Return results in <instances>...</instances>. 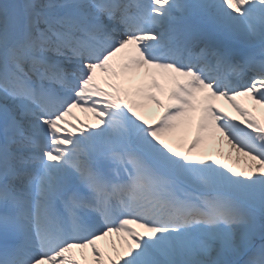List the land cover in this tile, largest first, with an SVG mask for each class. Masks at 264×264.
I'll return each mask as SVG.
<instances>
[{
	"label": "snow or ice",
	"instance_id": "obj_1",
	"mask_svg": "<svg viewBox=\"0 0 264 264\" xmlns=\"http://www.w3.org/2000/svg\"><path fill=\"white\" fill-rule=\"evenodd\" d=\"M238 97L264 109V0H0V264H264ZM217 134L243 168L197 151Z\"/></svg>",
	"mask_w": 264,
	"mask_h": 264
},
{
	"label": "bare ground",
	"instance_id": "obj_2",
	"mask_svg": "<svg viewBox=\"0 0 264 264\" xmlns=\"http://www.w3.org/2000/svg\"><path fill=\"white\" fill-rule=\"evenodd\" d=\"M216 107H219V105L223 106V102H221V99L214 101ZM248 106H255V108L257 109V115L260 116L262 113H264V109L258 107L257 105H255L254 102H247ZM246 107V106H244ZM258 107V108H257ZM161 111V109H158L156 106H154L151 109V116L153 118H155L159 112ZM228 114H233L238 116V118L242 119V117H240L239 113L236 112V110L230 109V111L228 112ZM199 113H194V119L193 122L191 124V126L189 127L188 130H190V134H194L195 133V125H196V119L195 117H198ZM88 112H83L80 109H73V116L68 117V119L71 121V123L76 124L77 123V119H79V121H83L84 123L88 122ZM179 141L184 142L182 140V138L179 137ZM198 152H200L202 155L204 156H212L214 159H220L223 163H227L230 166L234 167V168H243L244 163H243V157L241 158V162L239 164L236 163V153L234 151L231 152V155H229V145L227 144L226 141L221 142L219 134H217V137L213 140H206L205 144L201 146V148H199L197 150ZM112 242L116 243L117 247H120L121 241L119 239V237H117L116 235H113L111 237H107L104 238L103 240L98 241L97 243L99 244V246L102 249L105 250H109L111 248V244ZM76 253L77 259H81V253H89L90 250L89 249H74L73 250ZM85 264H92V258L90 255L87 256V260L85 262Z\"/></svg>",
	"mask_w": 264,
	"mask_h": 264
},
{
	"label": "rangeland",
	"instance_id": "obj_3",
	"mask_svg": "<svg viewBox=\"0 0 264 264\" xmlns=\"http://www.w3.org/2000/svg\"><path fill=\"white\" fill-rule=\"evenodd\" d=\"M153 105H151L150 106V108L146 111V115L148 116V118L149 119H153L152 117H151V115H150V111H151V107H152ZM253 110V109H252ZM91 116V115H90ZM263 119H264V116H263ZM89 121H90V123H95L96 121H95V118H94V116H92V117H90V119H89ZM192 124V123H191ZM191 126V125H190ZM189 126V127H190ZM169 136H170V138H172L173 139V141H174V143L176 144V146L177 147H180L181 149H184L185 147H183V146H185L186 144H187V141H188V139H190L191 137V134H190V130H188V132H187V134L185 135V133L183 132V130H177V132H175V133H172V134H168ZM175 137H177L178 139L176 140L175 139ZM179 137L180 138H182V140L184 141V142H181V141H179Z\"/></svg>",
	"mask_w": 264,
	"mask_h": 264
}]
</instances>
